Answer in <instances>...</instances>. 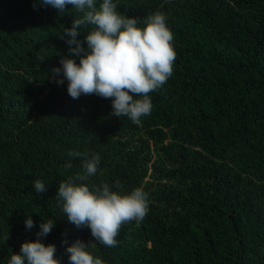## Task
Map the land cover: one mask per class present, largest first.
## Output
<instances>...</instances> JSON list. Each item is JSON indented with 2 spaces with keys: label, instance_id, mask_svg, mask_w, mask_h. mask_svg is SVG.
<instances>
[{
  "label": "trees",
  "instance_id": "trees-1",
  "mask_svg": "<svg viewBox=\"0 0 264 264\" xmlns=\"http://www.w3.org/2000/svg\"><path fill=\"white\" fill-rule=\"evenodd\" d=\"M118 4L141 27L163 13L173 33V73L149 93L139 124L113 115L110 99H72L67 80L51 78L62 57L79 63L59 35L79 15L71 6L0 0V264L36 239L54 244L62 264L65 239L95 244L105 264H264V0ZM73 150L101 158L78 183L148 194L145 218L123 225L115 247L77 229L57 203L59 183L83 171ZM37 179L46 192L36 193ZM49 219L52 231L38 235Z\"/></svg>",
  "mask_w": 264,
  "mask_h": 264
},
{
  "label": "clouds",
  "instance_id": "clouds-1",
  "mask_svg": "<svg viewBox=\"0 0 264 264\" xmlns=\"http://www.w3.org/2000/svg\"><path fill=\"white\" fill-rule=\"evenodd\" d=\"M36 4L53 7L63 13L68 6L77 15L70 28L59 34L70 46L72 57H62V67H54L51 78L57 84L67 80V93L72 99L81 95H97L112 102V114L126 116L139 124L150 115L149 93L160 89L173 73L176 53L172 46L173 33L161 12L149 15L141 27L134 17L118 11V0H33ZM87 28L85 40L78 37ZM86 42L87 47H84ZM43 60L44 58H40ZM69 157H83V171L59 183L57 203L67 221L77 229H90L92 240L106 248L117 246L121 227L142 221L148 210V194L140 187L130 192L114 191L107 183L92 185L78 183L97 174L99 154L69 151ZM72 167L71 161L67 164ZM37 194L47 191V185L37 179L33 183ZM116 187L120 185L117 182ZM26 227L34 226L29 217ZM54 227L53 220H43L38 235L46 236ZM66 245L69 264H105L93 255L89 247L95 244L76 239ZM54 244L40 239L22 243L18 253L12 252L8 264H62L56 257Z\"/></svg>",
  "mask_w": 264,
  "mask_h": 264
}]
</instances>
